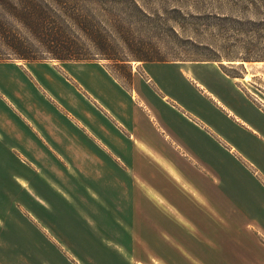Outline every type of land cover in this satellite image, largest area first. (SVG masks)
Masks as SVG:
<instances>
[{"label":"rangeland","instance_id":"rangeland-1","mask_svg":"<svg viewBox=\"0 0 264 264\" xmlns=\"http://www.w3.org/2000/svg\"><path fill=\"white\" fill-rule=\"evenodd\" d=\"M43 1L92 60L0 62V264H264V0Z\"/></svg>","mask_w":264,"mask_h":264},{"label":"trees","instance_id":"trees-1","mask_svg":"<svg viewBox=\"0 0 264 264\" xmlns=\"http://www.w3.org/2000/svg\"><path fill=\"white\" fill-rule=\"evenodd\" d=\"M45 5L43 0H0V62L10 55L31 63L46 60L43 54L35 51L38 49L59 62L92 60L85 44L71 41L73 30L80 28L82 22L48 6L53 13L49 16L43 10ZM15 24L20 28L14 27ZM20 31L28 37H23Z\"/></svg>","mask_w":264,"mask_h":264},{"label":"crops","instance_id":"crops-1","mask_svg":"<svg viewBox=\"0 0 264 264\" xmlns=\"http://www.w3.org/2000/svg\"><path fill=\"white\" fill-rule=\"evenodd\" d=\"M27 63H31V62H27ZM32 63H37V62H32ZM1 65H11V66L16 67L17 69H20V71H24V72H26V73L29 74V67H30L31 65H33V64H31V65L28 66V67L24 66V68H21L19 65H18V66H15L14 64H2V63H0V66H1ZM39 65H40V64H39ZM41 65H43V64H41ZM57 156H58V159L60 158V160H62L61 157H60L59 155H57ZM47 160H50L51 164L54 165L55 167L57 166L56 161H55L53 158L48 157ZM23 182H24V181H21V185H25ZM24 187H25V186H24ZM25 188H26V187H25ZM53 191H59V190H56L55 188H53ZM38 201H40L41 203H43L42 200H40V199H39ZM40 202H39V203H40Z\"/></svg>","mask_w":264,"mask_h":264},{"label":"bare ground","instance_id":"bare-ground-1","mask_svg":"<svg viewBox=\"0 0 264 264\" xmlns=\"http://www.w3.org/2000/svg\"><path fill=\"white\" fill-rule=\"evenodd\" d=\"M246 79H248V78H246Z\"/></svg>","mask_w":264,"mask_h":264}]
</instances>
